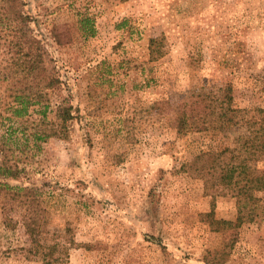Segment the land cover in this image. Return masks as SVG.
Returning a JSON list of instances; mask_svg holds the SVG:
<instances>
[{
    "label": "rangeland",
    "instance_id": "1",
    "mask_svg": "<svg viewBox=\"0 0 264 264\" xmlns=\"http://www.w3.org/2000/svg\"><path fill=\"white\" fill-rule=\"evenodd\" d=\"M24 1L61 83L43 89V123L38 104L15 114L20 92L3 69L10 53L0 38V159L21 168L4 180L36 188L50 229L70 228L78 245L61 264H208L223 246L222 264H264V212L213 231L204 214L234 220L235 199H213L181 169L247 127L178 135L173 122L182 94L227 83L234 106L264 116V0ZM81 15L93 20V36L77 30ZM64 24L72 41L58 45L50 30ZM64 98L74 107L69 137L46 136ZM3 199L0 264H42L27 250L24 207L8 211L17 220L9 228Z\"/></svg>",
    "mask_w": 264,
    "mask_h": 264
},
{
    "label": "trees",
    "instance_id": "2",
    "mask_svg": "<svg viewBox=\"0 0 264 264\" xmlns=\"http://www.w3.org/2000/svg\"><path fill=\"white\" fill-rule=\"evenodd\" d=\"M24 5V0H0V38H3L10 53L9 62L3 69L14 80L13 83H17L16 90L20 92L15 95L18 105L13 107L14 113L21 115L27 112L29 105L38 104L35 110L43 116V123L47 114V103L42 100L43 89L56 86L61 79L54 74L53 65L49 71L47 47L42 37L34 34L31 28L34 18L24 10ZM76 28L84 37L93 36L96 31L93 20L87 15L77 19ZM71 29L67 24L54 25L50 30L53 41L58 45L70 43ZM158 41V38L149 40L152 59L160 54V50L153 47ZM30 93L33 96H29ZM254 111L250 113L247 108L233 105L232 86L229 83L193 87L181 95L179 113L173 121L178 135L229 126L247 127V132L235 133L230 144L199 151L192 159L181 164L182 171L202 180L204 192L213 199L217 196L235 199L234 220L214 218L212 210L204 214L213 231L220 230L222 225L223 228H230L255 221L264 212V198L260 196V192L264 191V116L260 114L261 108ZM74 118V107L64 98L57 105L55 118L50 120V126L44 133L66 139ZM20 172L17 164L8 163L6 157L0 159V194L4 197L1 208L5 214L3 223L13 228L17 220L7 213H17L16 207L23 206L20 220L29 237L28 252L40 257L42 264H61L69 249L78 243L69 227L56 230L48 227L45 217L47 210L36 188L12 185L3 179L16 178ZM213 252L212 259H207L208 264H222L228 255L225 246L215 248Z\"/></svg>",
    "mask_w": 264,
    "mask_h": 264
}]
</instances>
